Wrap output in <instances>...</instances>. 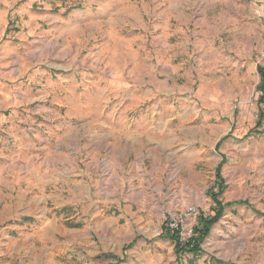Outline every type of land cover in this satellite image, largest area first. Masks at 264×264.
Here are the masks:
<instances>
[{"label": "rangeland", "instance_id": "374dc122", "mask_svg": "<svg viewBox=\"0 0 264 264\" xmlns=\"http://www.w3.org/2000/svg\"><path fill=\"white\" fill-rule=\"evenodd\" d=\"M263 48L264 0H0V264H264Z\"/></svg>", "mask_w": 264, "mask_h": 264}, {"label": "trees", "instance_id": "16d2710c", "mask_svg": "<svg viewBox=\"0 0 264 264\" xmlns=\"http://www.w3.org/2000/svg\"><path fill=\"white\" fill-rule=\"evenodd\" d=\"M261 82L258 87V90L261 91L262 97L260 98V104H264V69L259 70ZM259 125L261 124L262 120H264V112L261 110L260 116H259ZM221 167H218L216 170L217 174V180L219 179V182L221 183V176H220ZM221 193V192H220ZM220 193H214V190L211 191V197L213 199V202L216 204L218 208L214 209L215 215L211 218H200V224L195 229V237L192 240V243L188 247H182L181 244L178 241L177 235L171 233L169 230H166L162 234V239H167L172 241L175 244L176 254L177 256H181L185 253L193 254L197 256L199 253L202 252L201 245L205 241V239L210 235V231L212 227L218 223V221L223 216L224 207L222 203L219 201L218 197ZM72 225V224H71ZM72 227H78L76 225H73ZM193 246V247H192ZM192 247V248H191Z\"/></svg>", "mask_w": 264, "mask_h": 264}, {"label": "built area", "instance_id": "2783aa9c", "mask_svg": "<svg viewBox=\"0 0 264 264\" xmlns=\"http://www.w3.org/2000/svg\"><path fill=\"white\" fill-rule=\"evenodd\" d=\"M260 59L264 60V48L261 51ZM198 214L199 211L196 207H189L179 216L171 219L166 224V228L171 233L177 235L178 241L182 247L189 246L195 237L194 219L198 216Z\"/></svg>", "mask_w": 264, "mask_h": 264}, {"label": "crops", "instance_id": "0c3cea01", "mask_svg": "<svg viewBox=\"0 0 264 264\" xmlns=\"http://www.w3.org/2000/svg\"><path fill=\"white\" fill-rule=\"evenodd\" d=\"M220 230H217V234L215 235V256L217 255V259H215V264H245L247 253H239V252H226L224 251L226 248L221 246V239L219 236ZM218 253V254H217Z\"/></svg>", "mask_w": 264, "mask_h": 264}]
</instances>
